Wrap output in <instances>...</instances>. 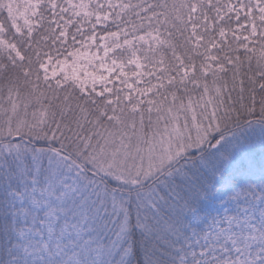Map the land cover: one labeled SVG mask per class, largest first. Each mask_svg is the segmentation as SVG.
Here are the masks:
<instances>
[{
  "label": "snow or ice",
  "instance_id": "obj_1",
  "mask_svg": "<svg viewBox=\"0 0 264 264\" xmlns=\"http://www.w3.org/2000/svg\"><path fill=\"white\" fill-rule=\"evenodd\" d=\"M0 264H264V0H0Z\"/></svg>",
  "mask_w": 264,
  "mask_h": 264
}]
</instances>
